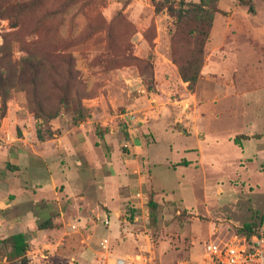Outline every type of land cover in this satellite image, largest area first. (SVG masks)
Wrapping results in <instances>:
<instances>
[{
    "label": "rangeland",
    "instance_id": "374dc122",
    "mask_svg": "<svg viewBox=\"0 0 264 264\" xmlns=\"http://www.w3.org/2000/svg\"><path fill=\"white\" fill-rule=\"evenodd\" d=\"M179 1L0 0V70L13 82L6 86L0 118V153L6 158L0 160V180L11 182L1 198L8 201L16 192L13 183H27L35 199L51 200L45 162L35 158L29 169V156H36L33 143L46 141L37 147L45 151L59 144V136L66 144L63 155L53 156L60 167L79 161L101 180L109 175L113 156L124 159L130 177H138L137 168L146 177V183L136 179V187L123 192L112 234L28 237V264H109L113 256L148 251L156 264H173L197 259L210 237L239 232L245 223L264 224V147L254 152L255 140L245 141L246 136L240 144L234 141L248 134L243 117L224 113L205 124L200 108L190 114L193 98L205 106L207 91L221 83L216 63L223 59L229 70L232 62L236 66L233 75H222L228 82L246 85L254 79L257 72L249 73V61L239 57L251 54L249 60L264 63V41L259 42L264 40V1L247 0L255 9L251 14L238 0H219L193 91L171 60V48L181 55L185 44L174 34L176 20L168 9H178ZM27 57L42 62L34 80L30 69H22ZM1 112L0 105V117ZM233 112V117L241 114V105ZM72 144L75 153L69 151ZM17 149L23 155L11 171L4 161ZM58 190H63L60 184ZM139 191L144 199L131 200ZM151 191L158 203L154 218L147 207ZM44 217L30 216L23 227L31 230ZM4 225L0 240L7 236ZM9 250L0 241V264H21L7 257Z\"/></svg>",
    "mask_w": 264,
    "mask_h": 264
},
{
    "label": "crops",
    "instance_id": "0c3cea01",
    "mask_svg": "<svg viewBox=\"0 0 264 264\" xmlns=\"http://www.w3.org/2000/svg\"><path fill=\"white\" fill-rule=\"evenodd\" d=\"M260 41L264 40H259V42ZM259 42L257 41V43ZM241 55L243 57H238L247 62L249 61L247 67L249 73L251 71L257 72L254 79L250 80L246 85H238L233 82V80L228 82L229 80L225 79L222 75L228 72L230 75H233L236 66L235 63L232 62V69L229 70L226 64L228 60L223 59L221 63H216L218 78L221 79V83H217L214 90L207 91L208 93L205 98L208 102H205V106L203 102L197 101L198 97L193 98L195 102L190 107V114L194 116L196 108H200L199 116L202 121L205 119L203 121L205 124L207 122L210 124L211 118L220 119L224 113L228 114L232 119L243 117L244 126L246 130H248V134L244 135L247 137L245 141L250 142L251 140H255L254 146L257 148L259 147V149L256 148L253 151L259 153V151H263L261 147H264V128H262V124L264 126V63L262 62V65H260L256 58H254L253 61L249 60L248 57H251V54ZM198 81H200V75ZM196 86L198 87V85H195V88ZM194 94L197 95V92L189 94V98H187L188 103L192 102L191 99ZM236 104L241 105L243 112L233 117L235 114L233 110ZM192 108L195 109V111ZM207 114H211L212 117H208ZM7 120L8 116L3 118V122L6 123L8 127ZM128 130L131 131L130 129ZM201 134L202 133H200V135ZM35 139L37 141V138ZM56 140L59 141V144L55 143L54 146L52 145L49 149H45V151L37 150V147L40 145L45 146L44 142L46 141L42 142L38 140L36 143H33L32 149L36 156H29L30 165L28 166V168L31 169L33 167L32 165H36L35 158H39L45 162L43 166L49 174L48 189L52 196L51 200H44L43 198L35 199L31 190L28 189L27 183H25V187L18 183V185L13 183V188L16 192L8 194L10 199L6 201V198H1V195L6 193L5 187L9 186L11 182L8 181L7 183L0 180V210H4L6 214H0V225L2 223L7 224L6 228L4 225V228L7 229L6 235L23 233L26 237H31V241L42 236L66 237L71 235L76 237L78 235H84L87 231H90L92 235L98 238L106 233L112 234L109 229L115 227L116 219L118 215H120L119 213L124 205L123 201L126 199V195L123 192L126 191L128 186L133 187L134 185L136 187V179L137 181L141 180L143 184L144 182L146 183L145 175H141L137 168L133 170V173H138V177H130L127 172L128 167L124 164V159L116 161L113 156L108 165L107 172L109 175L104 176L101 180L94 178V171L92 168L83 167L79 161L66 168L60 167L57 165V158L60 156L58 154L63 155V146H66V144L63 145L65 139L62 136L57 137ZM133 141L134 139L132 138L131 142ZM245 141L241 142L240 145L242 151H244L243 148H245ZM69 147V151L75 153L76 150L74 145L72 144ZM0 148H2V146H0ZM18 151V149L15 150V152L11 150L9 154L11 156L10 160L7 159L4 161L6 168L11 171L13 169L8 167V165L12 167L15 166L16 168V165L18 166V161L23 155V152L19 153L20 151ZM16 154L20 155L18 160ZM53 156L57 158L54 159ZM1 159L3 160L6 158L0 153V160ZM8 161L15 162V164H9ZM188 162L190 163V161ZM193 162L198 161L195 160ZM50 164L54 165L52 170H50ZM146 170L147 169H145V171ZM59 184L63 187L62 191L58 190ZM40 186V183L35 184L36 189H42ZM137 193H140L141 198L143 197L142 199H144L145 196H143L141 191L136 192L130 199L137 198ZM42 213L46 214V217L39 220L33 229L26 230L25 227H23L24 224L28 222L30 216ZM106 216L110 218L109 227H105L102 224ZM47 219L50 220L49 224L44 228L38 229V225ZM73 229L79 231L80 234Z\"/></svg>",
    "mask_w": 264,
    "mask_h": 264
},
{
    "label": "trees",
    "instance_id": "16d2710c",
    "mask_svg": "<svg viewBox=\"0 0 264 264\" xmlns=\"http://www.w3.org/2000/svg\"><path fill=\"white\" fill-rule=\"evenodd\" d=\"M241 5H246L249 13H254L255 9L251 1L238 0ZM264 1V0H263ZM219 0H199L197 2H185L179 1L178 9L171 6L168 7L169 12L175 17V36L180 39H185V44L181 47L183 54L178 55L175 48H171V60L177 66V70L181 80L187 83L188 90L193 91L197 84L201 68L204 62V46L209 36L214 13L218 10ZM176 43V40H175ZM174 43V44H175ZM173 44V45H174ZM26 64L22 69L28 68L36 79L38 69L41 67L42 62L40 60L34 61L32 57L23 59ZM13 85L11 78L6 77L4 72L0 70V105L2 108L1 117L5 115L6 102L5 95L6 86ZM149 88V86H148ZM39 109H42L40 102H38ZM244 135L236 136L234 141L238 144L239 138H244ZM187 160H182L180 164L187 165ZM8 167L12 168L11 165ZM147 201V207L149 208V214L154 218V212L158 207V203L153 200L152 191L149 194ZM50 220L47 219L38 225V229L44 228L49 224ZM254 227L250 223L243 224L239 228V232L250 234L253 232ZM9 245L10 252L8 258H17L21 264H28V258L26 256L29 247V238L23 233L8 234L0 240Z\"/></svg>",
    "mask_w": 264,
    "mask_h": 264
},
{
    "label": "built area",
    "instance_id": "2783aa9c",
    "mask_svg": "<svg viewBox=\"0 0 264 264\" xmlns=\"http://www.w3.org/2000/svg\"><path fill=\"white\" fill-rule=\"evenodd\" d=\"M136 197L141 198L140 193ZM103 226H110L105 217ZM109 264H156L154 256L137 252L124 257L113 256ZM173 264H264V224L254 228L250 234L232 230L223 235L210 237L195 260L181 259Z\"/></svg>",
    "mask_w": 264,
    "mask_h": 264
}]
</instances>
